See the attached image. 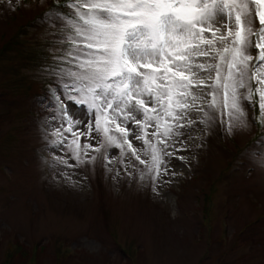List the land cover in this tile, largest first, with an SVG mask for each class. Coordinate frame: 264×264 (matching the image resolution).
I'll use <instances>...</instances> for the list:
<instances>
[{
    "label": "rangeland",
    "instance_id": "rangeland-1",
    "mask_svg": "<svg viewBox=\"0 0 264 264\" xmlns=\"http://www.w3.org/2000/svg\"><path fill=\"white\" fill-rule=\"evenodd\" d=\"M54 3L0 0V264H264V170L245 156L264 127L194 129L155 184L56 162L38 19Z\"/></svg>",
    "mask_w": 264,
    "mask_h": 264
},
{
    "label": "snow or ice",
    "instance_id": "snow-or-ice-1",
    "mask_svg": "<svg viewBox=\"0 0 264 264\" xmlns=\"http://www.w3.org/2000/svg\"><path fill=\"white\" fill-rule=\"evenodd\" d=\"M38 19L58 164H119L155 184L194 129L264 127V0H55ZM245 156L264 170V146Z\"/></svg>",
    "mask_w": 264,
    "mask_h": 264
},
{
    "label": "trees",
    "instance_id": "trees-1",
    "mask_svg": "<svg viewBox=\"0 0 264 264\" xmlns=\"http://www.w3.org/2000/svg\"><path fill=\"white\" fill-rule=\"evenodd\" d=\"M207 200H208V198H207Z\"/></svg>",
    "mask_w": 264,
    "mask_h": 264
}]
</instances>
